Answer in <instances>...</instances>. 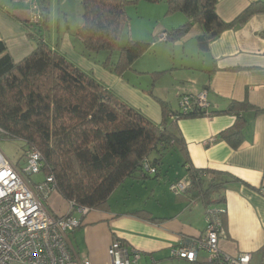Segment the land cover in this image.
<instances>
[{
	"label": "crops",
	"instance_id": "1",
	"mask_svg": "<svg viewBox=\"0 0 264 264\" xmlns=\"http://www.w3.org/2000/svg\"><path fill=\"white\" fill-rule=\"evenodd\" d=\"M253 1L257 0H217L216 13L222 21L229 23ZM33 2L10 0L4 7L0 4V42L5 44L14 62L21 61L35 48L34 27L29 19ZM175 15L166 14L165 22L157 23L159 28L151 31L143 32L139 28L141 37L134 35L131 23V39L144 42L142 40L150 37L154 39L159 29L160 34H164L179 27L175 22L181 19H171ZM201 35V28L195 24L184 38L172 43V47L167 41H158L157 47L143 54L122 76L84 59L79 55L81 42L71 40L67 34L55 44L44 38L49 47L92 74L155 125L162 121L160 102L167 103L170 111L178 112L182 95L195 96L205 92L209 104L207 113H213L212 116L178 120L171 130L184 141L187 165L222 175L207 178L213 177L214 181L224 184L221 191L224 204L206 209L198 199H182L169 191L170 184L187 180V165L184 166V157L179 153L183 174L169 180L167 193L164 192L166 186L147 184L154 179H147L142 187L138 184L142 181L131 179L137 184L129 185L133 195L127 197L135 202L128 207L112 204L113 193L106 209L89 211L81 216L72 212L70 205L53 191L44 202L47 210L58 217L71 214L80 221V226L68 237L80 263L112 264L109 249L117 241L128 251L138 253L139 260L133 264H192L172 257L171 252L201 240L206 229V212L215 210L220 211L224 232V238L219 242L220 253L231 258L247 254L250 257L248 264H264V15H254L243 25L222 32L209 44L206 52H201L197 45L196 39ZM174 70L177 73L173 72V77V73H169ZM160 72L169 74L172 82L163 86L165 81H161L167 78L164 75L150 92L139 83V74L160 75ZM232 102H247L254 109L243 113L248 124L237 149L220 137L235 122L233 114L223 113ZM122 186L125 182L117 189ZM140 191L154 201L145 199L146 195H140ZM123 198L121 195L120 199ZM139 211L147 214H135ZM193 264H207V254L198 252V261Z\"/></svg>",
	"mask_w": 264,
	"mask_h": 264
},
{
	"label": "trees",
	"instance_id": "2",
	"mask_svg": "<svg viewBox=\"0 0 264 264\" xmlns=\"http://www.w3.org/2000/svg\"><path fill=\"white\" fill-rule=\"evenodd\" d=\"M139 2L164 3L167 15L184 16L183 25L164 33L167 42L181 40L193 25H198L202 35L196 41L201 52H206L222 32L243 25L254 15H264V0L249 3L229 23L218 17L217 0H81V24L76 36L88 54L118 50L116 61L108 58L102 63L104 69L117 76L130 70L152 45L129 40L119 47L130 24L125 10ZM34 3L40 15V23L34 25V50L14 62L0 42V134L22 141L25 152L35 149L40 153V173L44 180L53 178L54 191L72 212L77 208L106 209L111 195L128 179H159L168 152L181 154L186 166L184 141L171 127L181 119L205 117L206 112L196 105L186 114L172 112L161 101L162 121L155 125L92 74L48 46L42 35L47 28L48 0ZM248 110L254 109L247 102H232L223 112L235 116L234 124L220 134L233 149L243 141L248 124L243 113ZM144 161L155 169L153 176L145 175ZM186 175L189 186L177 195L179 198L198 199L206 209L224 204V184L213 177L208 180L210 176H222L220 173L187 165Z\"/></svg>",
	"mask_w": 264,
	"mask_h": 264
},
{
	"label": "built area",
	"instance_id": "3",
	"mask_svg": "<svg viewBox=\"0 0 264 264\" xmlns=\"http://www.w3.org/2000/svg\"><path fill=\"white\" fill-rule=\"evenodd\" d=\"M30 23H40L34 2ZM158 41L165 42L166 35L160 34ZM193 105L205 111L207 116L209 104L205 92L195 96L182 95L179 112L186 114ZM170 119L175 120L173 116ZM24 159L26 167L20 171L0 151V264H90L77 260L68 238L80 226V221L71 214L54 216L44 205L54 191L53 178L47 177L33 186L24 178V174L31 177L40 173V153L29 149L24 153ZM142 164L145 175L155 174L147 161ZM188 186L187 180L178 181L169 185V191L180 195ZM74 212L84 216L89 211L77 208ZM223 238L220 211L207 210L203 238L172 250L171 255L193 264L198 261V252L203 251L207 254V264H248L250 257L247 254L231 258L220 253L219 242ZM109 255L112 264H133L139 260L138 253L128 251L117 241L112 243Z\"/></svg>",
	"mask_w": 264,
	"mask_h": 264
},
{
	"label": "rangeland",
	"instance_id": "4",
	"mask_svg": "<svg viewBox=\"0 0 264 264\" xmlns=\"http://www.w3.org/2000/svg\"><path fill=\"white\" fill-rule=\"evenodd\" d=\"M8 2L10 0H0V4L2 7L5 5H8ZM140 3V4H139ZM137 5L132 6L129 5L126 10V16L129 19V31L122 34L120 41H119V47H124L129 40L135 41L131 39L132 35V27L134 29V35L141 37V33L139 32V28L143 30V32L146 30L151 31L153 28H159V26H156L157 23H164L166 16V6L164 4H149L146 2H139ZM160 5V6H159ZM81 16H82V6H81V0H48V19H47V28L42 32V35L44 38H46L49 42V40H52L53 44L60 43L61 36L63 37L64 34H67L71 37V40L75 41L76 39L80 41L76 34L77 30L81 24ZM31 17V15L29 16ZM172 20L181 19L180 22L177 20L175 22L176 27L179 25H183L185 23V18L181 14H176L175 16H172ZM30 19V18H29ZM183 21V23H182ZM133 26H132V24ZM182 23V24H181ZM35 24H32L34 29L36 26ZM137 25L135 28L134 26ZM132 26V27H131ZM158 32V30H157ZM160 34V29L157 35L154 37H150L151 39L148 40H142L147 43L153 44L149 48V52L152 51L153 47L160 44L158 42V36ZM137 38V37H136ZM138 41V40H137ZM172 43L168 42V45L172 47ZM82 44H80L81 46ZM78 47L80 49L81 47ZM157 47V46H156ZM118 50L113 51L111 53L108 52H98V53H86L83 50V47L79 51V55L83 56L84 59H87L88 61H91V63H94V66L99 65L102 66V63L106 61L108 58H110L112 61H116L118 57ZM148 53V52H147ZM159 61L162 63V54L159 55ZM175 64L178 63V58L175 59ZM177 73L175 70L170 72L171 73ZM160 75H156L154 73L150 74H139V83L145 87L148 92L151 91L153 86L158 85L157 83L162 76H167L162 82L165 81L164 85H168V83H171V78L165 73L160 72ZM172 74L173 77L175 74ZM25 147L22 141L10 139L8 137L3 136L0 134V151L2 154L9 159L14 165L18 167L20 171H23L26 167V161L24 159V153H25ZM181 156L178 153H168L166 159L163 161V167H162V175L160 176L159 180H150L147 181V184H155L165 187L164 192L167 193V186L170 183L169 180H174L175 178L182 176V167H181ZM168 173V175H166ZM25 180L31 185H35L38 183H42L44 180V176L42 173L32 175L31 177H28L24 174ZM159 181V182H158ZM146 183V182H145ZM143 183H138L141 187L143 186ZM130 184H137L131 179H128L125 181V186H122L121 188L117 189L114 194L111 197V203L116 204L118 203L119 206L128 207L131 206L132 201L134 199H128V194L130 197H132L133 193L130 190L129 185ZM124 185V184H123ZM127 185V186H126ZM129 192V193H128ZM143 191H140V195H146L142 194ZM121 195L124 196L126 200H121ZM145 199H150L151 202L154 201L153 198L149 197L148 194L144 196ZM130 200V201H129ZM148 205L151 206V203ZM147 201V200H146ZM144 203V200L142 201Z\"/></svg>",
	"mask_w": 264,
	"mask_h": 264
}]
</instances>
